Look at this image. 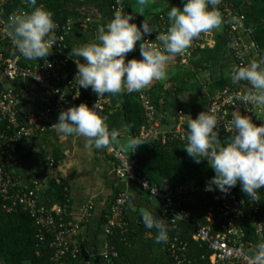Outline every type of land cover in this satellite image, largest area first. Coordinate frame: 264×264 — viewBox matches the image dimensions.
Returning <instances> with one entry per match:
<instances>
[{
	"label": "built area",
	"instance_id": "built-area-1",
	"mask_svg": "<svg viewBox=\"0 0 264 264\" xmlns=\"http://www.w3.org/2000/svg\"><path fill=\"white\" fill-rule=\"evenodd\" d=\"M7 1L0 0V42L12 45L6 35L8 18L14 14L27 12L25 7L27 4L24 1L22 7L11 13H6L5 5ZM240 3H244V1L222 0L219 11L222 23L231 39L230 45L235 51L236 57L241 59L239 66H245L250 63L255 48L248 38L250 32L246 28V13L240 9ZM110 9L113 14L117 10L130 14V9L124 0H110ZM85 21L88 24L93 23L90 17H87ZM159 21V29L156 32H150L145 37L157 44L159 42L155 40L156 35L159 32L166 31L168 27L163 16ZM56 24L57 28L54 31L56 44L53 45L51 50V54L56 60L40 64H28L19 53L8 54L0 51V69L6 78L10 80H31L56 97L54 101L44 102L32 94L27 87L15 88L0 85V119L6 120L8 127L15 130L12 135L1 136L4 149L0 152V201L2 207L7 211H16L20 208L30 211L35 216L42 237L45 231L54 234L52 245L55 248V258L67 253H71L75 257L82 252L91 256L92 254L82 246L83 242L72 237L75 234L76 226L72 221H64V215L67 214V211L59 205L48 207L41 203L42 196L39 191L43 186L42 181H34L35 190H25L12 172V168H10L16 162L20 138L33 137L46 131L48 122H50L48 118L55 112L78 106L81 103H86L90 108L97 103L101 109L100 113L105 111L107 107V100L104 96L98 98L94 94L93 97H82L81 88L77 86L75 78H73L69 88L71 90L70 97L66 96L64 91L59 88L58 84L65 78L59 66L65 69L70 63H75L74 59L79 62V58H72L69 55L70 51L66 38L69 36L71 28ZM199 45H201V42L194 40L190 49L184 54L178 55L181 62H189L193 52ZM80 59L83 62V58ZM34 76L40 78L36 79ZM245 93L236 88L223 87L210 96L204 111L216 115L220 122L219 132L229 134L225 131L224 126L230 123L231 113L237 110H241L242 115L250 116L257 124L264 123V110L257 109L255 106L240 104L238 100L235 101V105L228 103L230 97ZM138 100L145 116V125L141 130L139 139L147 138V140L163 144H180L186 141L184 137L187 134V126L178 124L171 130L162 128L160 115L147 91H141L138 94ZM24 103L35 106L37 110L31 113L22 112L21 108ZM106 150L115 161V176L122 181L137 185L159 201L163 209V219L168 220L174 228L181 222H188L193 225L195 228L193 238L200 244L207 245L211 252L212 264H249L254 247L264 239V188L261 192H258L256 200L248 197L249 205L252 207V209H248L246 207L247 199L241 196L235 187L227 194H222L220 191L215 190V186H213L217 204L209 206L206 214V224L201 225L196 223L192 211L186 208V204L190 195L196 192H206V187L194 184H182L175 188L156 186L138 170L136 150H127L116 142L106 147ZM56 170V164L54 160H51L47 169L48 178H54ZM127 203L128 194L121 190L106 217V234H110L113 227L126 229L127 222L124 213ZM176 214L179 219L174 217ZM217 214L220 218H216ZM246 219L252 221L255 227V235L258 238L257 241L245 240L244 224ZM173 252L176 253L174 250ZM113 255L117 256V253L114 252ZM105 257L110 260L107 249ZM176 260H178V264H181L179 256H176ZM82 264H92V261L89 258Z\"/></svg>",
	"mask_w": 264,
	"mask_h": 264
},
{
	"label": "clouds",
	"instance_id": "clouds-1",
	"mask_svg": "<svg viewBox=\"0 0 264 264\" xmlns=\"http://www.w3.org/2000/svg\"><path fill=\"white\" fill-rule=\"evenodd\" d=\"M221 2L182 0V9L172 6L167 12L169 26L155 37L159 44L145 38L155 31L147 20L138 27L132 14L115 11L111 20L98 26L93 40L71 48L69 55L79 58V62L74 59L77 67L74 78L79 88H90L99 98L141 92L154 81L168 80L171 60L190 49L202 33L221 26ZM151 3L152 0H136L138 13L143 14ZM26 4L29 11L8 18L6 35L25 59L46 58L56 44L54 31L57 24L53 13L37 6V0H26ZM138 41L141 58L126 60ZM241 81L247 82V92L230 97L228 103L235 105L238 100L240 104L264 110V57L245 66L232 67L231 82L238 84ZM100 111L97 103L91 108L81 103L61 110L53 130L60 136L82 137L86 146L106 148L117 142L119 132L109 129ZM219 124L216 115L209 111H201L196 118L188 119L183 148L195 163L206 160L214 171L206 191H213L215 186V190L227 194L239 184L247 197L256 200L258 191L264 188V123L257 124L250 116L233 111L230 123L224 126L229 135L223 142L219 139ZM144 143L136 138L128 142L132 151ZM174 217L179 219L177 214ZM141 220L146 229L156 230V243L167 242V221L156 218L147 210L141 213ZM249 264H264V239L254 247Z\"/></svg>",
	"mask_w": 264,
	"mask_h": 264
},
{
	"label": "crops",
	"instance_id": "crops-1",
	"mask_svg": "<svg viewBox=\"0 0 264 264\" xmlns=\"http://www.w3.org/2000/svg\"><path fill=\"white\" fill-rule=\"evenodd\" d=\"M77 1L83 5L84 11H89L87 13L88 16H92V22L93 20L95 21V23L88 24L85 21L86 18H84V20L79 19L74 23L75 30L80 35V38L90 42L95 38L98 26L107 23L113 17V12L110 9V0ZM243 1L249 3V7L246 10V28L250 32L248 38L252 41L255 48L250 62L259 61L261 57H264V0ZM127 4L130 14L134 17L133 22L138 27L147 20L155 31L158 30L161 16L165 18L168 26V17L165 12H168L172 6L183 8L182 0H152V3L145 7L144 13L140 14L138 13L139 9L136 0H127ZM157 15L158 17H156ZM94 26L97 27L94 28ZM201 39L204 45L213 49L207 70H195L190 61L187 63L181 62L179 56H176L170 62L169 79L163 82L154 81L149 87L142 90L147 91L149 94L151 93L155 98L159 97L162 102L166 89L172 87L174 92L182 88V91L171 98L164 112L157 111L161 118V126L165 130H171L178 124L187 126L186 121L188 119L196 118L194 105L197 99H209L212 94L223 87H232L244 92H247L249 88L244 81L238 84L231 82L232 66L222 67L225 52L230 48L231 44L230 36L227 34L223 23L218 29L204 33ZM139 43L138 41L135 49L128 53L126 60L141 58ZM0 51L8 54L18 53L12 45L2 42H0ZM54 59V56L50 53L46 58L25 60L28 64H40ZM195 60L199 62L200 58ZM57 65L59 66V64ZM59 69L64 74L65 69L61 66H59ZM192 70L195 71L191 72ZM65 81L64 78L58 86L64 91L66 96L70 97L71 90ZM0 85L15 88L27 87L32 94L44 102L56 100L54 94L39 87L31 80H10L6 78L1 69ZM174 85L175 87H173ZM133 93L139 94L140 92ZM126 94L119 96L105 95L108 108L105 114L100 115L106 118L109 129H116L119 132L116 143L126 149H130L128 142L131 137L127 133L122 106ZM205 108L206 106L203 111ZM21 109L25 113L37 110L35 106L27 103H24ZM238 111L241 113V110ZM59 112H55L48 118L50 122H48L46 131L33 137L20 138L19 150L16 162L12 166V172L22 185L30 179L42 181L43 186L39 194L43 196L45 187L50 179L47 176L48 164L51 160H54L57 170L53 177L66 182L69 190L71 200L70 216L76 226L75 234L72 237L83 242L86 251H89L92 255H98L100 257L99 264H111V261L105 257L107 236L105 232L106 223L103 217L104 210L114 193L116 185L128 194V202L133 211L139 208L153 212L156 209L153 205L144 201L148 193L137 185L122 181L115 176V161L107 153L106 148L95 149L90 145L86 146L82 137L57 135L53 130V124L57 122ZM56 156L57 159L55 160L54 157ZM155 202L160 203L157 200Z\"/></svg>",
	"mask_w": 264,
	"mask_h": 264
},
{
	"label": "trees",
	"instance_id": "trees-1",
	"mask_svg": "<svg viewBox=\"0 0 264 264\" xmlns=\"http://www.w3.org/2000/svg\"><path fill=\"white\" fill-rule=\"evenodd\" d=\"M24 1L26 0H8L5 5L6 13H11L22 7ZM124 2L128 6L127 0H124ZM240 5V9L246 13L249 3L244 1ZM37 6L51 11L56 23L61 24L63 27L69 26L71 28L69 36L66 38L70 52L72 47L89 42L86 39L80 38V35L75 30L74 23L77 20L92 17L88 16L87 12L89 11H84L83 5L77 0H37ZM25 7L29 11L28 5ZM165 15L167 16V11ZM93 23H95L94 20ZM203 34L197 39L201 42V45L197 47L189 60L195 70H207L213 52L212 48L203 44L201 39ZM196 58H200V61H196ZM240 60L236 57L235 51L230 45V48L225 52L222 67L239 66ZM76 72L77 67L73 62L64 70L65 82H67L69 87L72 84ZM172 89V87L166 89L167 91L162 97V102L159 97L155 98L150 93L158 112H164L171 98L182 91V88L174 92ZM81 93L82 97H93L95 94L90 88H81ZM208 100V98H199L196 100L194 105V114L196 116L203 111ZM122 106L125 114L127 133L131 138L139 139L141 130L145 125V116L138 100V94H126ZM200 107L202 108L199 109ZM107 108L108 104L106 110L100 114H105ZM14 132L15 130L13 128L8 127L6 120L0 119V152L4 149L1 136L12 135ZM228 135L219 132L221 142ZM139 140L145 143L136 149L137 168L144 177L156 186L175 188L182 184H194L206 187L215 175L214 171L208 167L206 160H202L197 164L193 158L187 155L183 148L186 145V141L180 144H163L147 139ZM54 159L56 160L57 156ZM22 187L28 191L36 189L33 179L28 180ZM235 188L241 196L247 199L246 207L252 209L249 205L248 197L241 191L240 185L237 184ZM120 191L121 189L116 185L114 193L110 197L109 203L104 210L103 218L105 221ZM261 191L262 188L258 192ZM155 200L148 194L144 198V201L155 207L156 210L152 213L156 218L165 220L162 218V205L161 203H156ZM41 203L48 207L59 205L67 211V214L64 215V221L68 222L73 220L70 216L71 200L68 186L62 179H49L48 185L45 187L43 196L41 197ZM214 204H217L214 190L196 192L189 196L186 208L192 211L196 223L203 225L206 224V214L209 206ZM143 211L145 210L139 208L133 211L128 202L124 213V218L127 222L126 229L123 230L122 228L113 227L110 234H106V249L111 264H178L176 256L180 257L181 264H212L210 259L211 252L207 245L200 244L193 238L195 228L191 223L181 222L174 228L168 220H165L167 221L169 229L168 240L166 243L162 242L158 244L154 239L156 230H148L142 223L141 213ZM216 218H220L219 214L216 215ZM244 228L246 231L245 240L257 241L255 227L250 219L245 220ZM53 240L54 234L51 232L45 231L44 236H41L35 216L30 211L22 208L16 211H7L2 207L0 201V264H82L89 258L92 264H99L100 257L98 255L94 254L90 256L85 255L83 252L77 254L75 257L71 253H67L59 258H55V248L52 245ZM172 245H174L173 248ZM82 246L85 247L84 243H82ZM173 250L176 252L175 254ZM114 252L117 253V256L113 255Z\"/></svg>",
	"mask_w": 264,
	"mask_h": 264
}]
</instances>
